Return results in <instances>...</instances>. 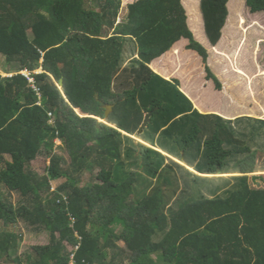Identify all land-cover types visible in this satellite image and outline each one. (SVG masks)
Segmentation results:
<instances>
[{
	"label": "trees",
	"instance_id": "1",
	"mask_svg": "<svg viewBox=\"0 0 264 264\" xmlns=\"http://www.w3.org/2000/svg\"><path fill=\"white\" fill-rule=\"evenodd\" d=\"M231 1L200 0L214 50ZM246 5L264 13V0ZM183 39L221 90L182 0H0V54L16 73L0 75V264H264V174L247 177L260 162L252 148L264 121L251 133L201 114L179 80L151 69ZM129 53L138 59L124 68ZM165 154L200 174H191L204 184L199 198L172 208L175 166L185 168ZM41 157L42 173L33 168ZM233 161L244 175L236 184L203 176ZM85 173L94 183L82 185ZM20 223L49 243L15 255L24 234L8 228Z\"/></svg>",
	"mask_w": 264,
	"mask_h": 264
},
{
	"label": "rangeland",
	"instance_id": "2",
	"mask_svg": "<svg viewBox=\"0 0 264 264\" xmlns=\"http://www.w3.org/2000/svg\"><path fill=\"white\" fill-rule=\"evenodd\" d=\"M182 2L184 7L186 8L187 14L192 20L191 23L194 21V19H196V21L198 22V24H196L197 27L194 24L192 25V31L196 40L208 50V66L212 69V71L215 73L222 84V89L217 90L214 82L209 81L215 91L211 92L210 90H208L206 92V95L204 96L205 100L209 104H212L213 108H220L219 105H222L224 102L222 96L226 95L228 100L230 93L238 101V108L246 110L247 112H251L252 109H256V107L260 108L259 105H262V103H264V13L252 14L250 12V9L246 5V0H232L228 6L229 17L224 29L222 41L217 47H215L216 50H214L205 34L204 28L200 23V0H182ZM126 14L127 10H122V20H125ZM193 14L194 17H192ZM188 45L189 40L183 41V50H179L176 54L181 55L185 50H189L187 49ZM192 53L194 54V56L189 57L185 62L188 67L183 64L182 66H179V68L182 69L181 76L184 80L200 86L204 82L208 81L206 79L207 73L205 64L203 63V60L198 53H196L195 51H193ZM130 57V61H127V58L126 61L124 60L123 66L130 67L132 66L134 61L138 59V55H130ZM9 71H11V65L8 64L4 55L0 54V74L7 73ZM190 76H192V78H190ZM228 104L229 102L227 103V105ZM244 120L245 119H237L236 121L229 122L232 125L236 124L240 129L242 126H244V129H247L248 132L252 133V126L258 124L247 123V121ZM258 132L264 133V128L260 127ZM254 137L256 138L257 146L253 147L252 149L257 156V160L260 161L259 163L261 168L264 169V138L262 136L260 138L256 134L254 135ZM135 140L141 142L140 138H136ZM55 143V151L57 153L63 152L64 154V151H62L63 149H61L62 146L59 145L62 144L61 141L56 140ZM127 148L128 147H125V149ZM156 150L160 151V149L158 148H156ZM165 155L167 157H170L171 160H173L177 164L183 166L185 168L184 170H188L190 172L186 173L183 169L175 166V172L177 173V176L179 178L180 190L178 192V202L174 203L172 208H177L180 202L199 198L200 195L197 190L205 187L202 182H198L197 180H195L194 176L195 174L198 175L197 172H195L193 168L187 166L184 162H182L183 160L181 158H173L167 154ZM245 157L246 155H244L243 157L240 156L239 159ZM130 161L131 160L128 158V162ZM235 162L236 161H233L230 165V167L233 169H237V165ZM46 164H48L47 160L41 157L37 162L33 164V168L42 173ZM132 170L143 172L142 169L137 167H132ZM96 173L97 171L94 172V175L85 173L83 176L84 183H82V185L94 183V180L93 178H91V176L93 175L95 177ZM191 174H194V176H192ZM144 176L146 175L144 174ZM140 178L143 182H149L146 178ZM124 179L125 177L121 180ZM56 186H58V183H53L54 189L56 188ZM223 191L220 192L221 195H225L226 192ZM12 201L16 205H20L23 203V200H21V197L18 194H13ZM3 229L4 227L0 224V231ZM8 229L15 232L22 231L24 234V239L20 243L18 251L15 255L20 256L21 254L31 251V248L34 246L46 245L49 243V235L47 232L41 234L32 233L28 231L25 225L22 223L16 226H10ZM161 237L162 236L160 235L157 240H160ZM68 249L71 251L73 250L71 246H68ZM154 258H156V256H154Z\"/></svg>",
	"mask_w": 264,
	"mask_h": 264
},
{
	"label": "crops",
	"instance_id": "3",
	"mask_svg": "<svg viewBox=\"0 0 264 264\" xmlns=\"http://www.w3.org/2000/svg\"><path fill=\"white\" fill-rule=\"evenodd\" d=\"M123 10H126V9L124 8ZM199 13H200V18H201V22H200L201 26L205 29L204 20H203L202 12L200 9H199ZM191 21L192 20L189 16L188 17L189 27L192 30V25L193 24L195 25V23H194V21L191 23ZM119 22H120V20H119ZM183 41H186V39L181 40L171 49V51H169L168 53H166L162 57L154 60L150 65L151 69L155 73L160 75L161 77L165 78L166 80H170V81L171 80H179L180 84H181L180 85L181 91L184 92L189 97V99L193 102L195 109H197L201 114H215V115H218V116L224 118L227 121H236L237 119H245L244 121H247V123L262 125L259 123V121H264V115H262V114H264V103H262V105H259L260 108L256 107V109H252L251 112H247L246 110H242V109L237 107L238 101L228 91V93H229L228 98L229 99L227 100L226 95L222 96V99L224 100L223 104L219 105L220 108H216V107L213 108V105L209 104L205 100V97H204L208 90H210L211 92L215 91V89L213 88V86L210 84L209 81L204 82L206 84L203 83L202 85L197 86V85L193 84L192 82L186 81L182 78V76H181V70L182 69L179 68V66H182L183 64H185L188 67V65L185 62L187 61V59L189 57L194 56V54L192 53L193 51H189V50H187V51L185 50L181 55L179 54L180 56L176 54V51L183 50V47H182ZM128 55H129L128 56L129 58L127 59V61H130L131 60L130 55H132V53H129ZM135 56H136V53H135ZM169 65H170V67H169ZM125 67H127V66H124V68ZM14 74H16V73H11V71H9L7 73L0 74V75H2L3 77H12ZM190 78H192V76H190ZM225 102H226V104H225ZM228 102H229V104L227 105ZM244 109H246V108H244ZM53 118H54V116H53ZM53 118H51V119H53ZM99 121L103 122L102 119H99ZM234 125H236V124H234ZM258 125H256V126H258ZM236 127H237V125H236ZM243 127L244 126H242L241 129ZM183 158H184V156L182 157V159ZM259 174H264V169L261 168L260 163L257 165V171L254 173L247 174V177L250 181L252 176L259 175ZM198 175H200V174H198ZM203 176L209 177V178H216V177L217 178H223V179H226L229 181V183H227V185H230V184L234 185V184H236L237 179L240 178L241 176H244V175L240 174L237 169H233V168L229 167V169L227 171H225V173L222 175H210V176L203 175ZM119 245L121 247L124 246V244L121 242H119Z\"/></svg>",
	"mask_w": 264,
	"mask_h": 264
},
{
	"label": "water",
	"instance_id": "4",
	"mask_svg": "<svg viewBox=\"0 0 264 264\" xmlns=\"http://www.w3.org/2000/svg\"><path fill=\"white\" fill-rule=\"evenodd\" d=\"M112 111H113V106L112 105L106 106V117H109V115L111 114ZM149 120H150V115H147L146 118H145V121H144V123L142 125V127L139 130V134H142L143 133L145 127L149 123Z\"/></svg>",
	"mask_w": 264,
	"mask_h": 264
},
{
	"label": "built area",
	"instance_id": "5",
	"mask_svg": "<svg viewBox=\"0 0 264 264\" xmlns=\"http://www.w3.org/2000/svg\"><path fill=\"white\" fill-rule=\"evenodd\" d=\"M21 74L24 75V76L29 80V82L33 85V87L35 88V90H36L37 92H39L38 89H37V88L35 87V85H34V78H33L32 73H31L30 71H28V70H23V71L21 72ZM49 116H50L51 118H53V114H52V113H50Z\"/></svg>",
	"mask_w": 264,
	"mask_h": 264
}]
</instances>
